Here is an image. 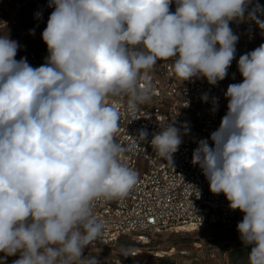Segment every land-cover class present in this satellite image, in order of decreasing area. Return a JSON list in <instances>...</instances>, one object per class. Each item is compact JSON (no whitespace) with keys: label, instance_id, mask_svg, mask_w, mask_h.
Masks as SVG:
<instances>
[{"label":"clouds","instance_id":"1","mask_svg":"<svg viewBox=\"0 0 264 264\" xmlns=\"http://www.w3.org/2000/svg\"><path fill=\"white\" fill-rule=\"evenodd\" d=\"M250 2L49 0L39 67L15 59L20 45L0 35V252H19L13 264H99L83 256L104 229L94 206L126 197L139 179L121 163L129 149L117 142L119 113L107 101L140 111L152 100L147 75L157 61L170 60L182 81L224 80L238 41L229 22ZM238 71L213 146L199 141L192 163L244 213L237 231L252 246L247 264H264V44L240 56ZM147 137L142 129L135 139ZM150 143L172 164L181 132L164 124Z\"/></svg>","mask_w":264,"mask_h":264},{"label":"built area","instance_id":"2","mask_svg":"<svg viewBox=\"0 0 264 264\" xmlns=\"http://www.w3.org/2000/svg\"><path fill=\"white\" fill-rule=\"evenodd\" d=\"M51 12L47 11L44 22ZM249 38L256 37L250 33ZM47 56L48 52L32 50L23 58L39 67ZM147 80L152 85V100L140 111L129 112L122 99L107 101L119 113L117 142L129 149L122 154L121 163L134 169L139 179L126 197L95 204L94 212L104 221V229L99 239L84 249L86 252L111 249L122 237L147 246L151 236L163 232L208 226L235 230L243 219L244 213L231 210L223 193L210 191L201 168L192 163L199 141L207 140L213 146L211 134L227 112L228 98L224 93L230 84L243 80L238 65L229 67L225 79L213 86L203 77L182 81L175 76L170 60L157 61ZM205 94L207 101L202 99ZM164 124H172L181 132L182 143L172 156V164L161 158L150 143ZM142 129L148 132L143 142L135 139ZM19 258V252L13 256L0 252V264H13Z\"/></svg>","mask_w":264,"mask_h":264},{"label":"rangeland","instance_id":"3","mask_svg":"<svg viewBox=\"0 0 264 264\" xmlns=\"http://www.w3.org/2000/svg\"><path fill=\"white\" fill-rule=\"evenodd\" d=\"M175 8V3L170 5L171 12ZM48 10L54 11L49 0H0V35H8L20 45L15 59L25 57L32 50L48 52L41 35L47 25L44 21ZM249 12L256 19H249ZM37 13L41 14L39 19ZM257 21H264V0H251L243 19L229 22L238 36L230 67L238 65L241 55L264 44V29ZM250 33L256 38L250 39ZM243 246L237 229L208 226L158 233L150 237L147 246L137 244L131 237H122L111 249L83 251V256H95L99 264H247L248 255L233 254Z\"/></svg>","mask_w":264,"mask_h":264},{"label":"trees","instance_id":"4","mask_svg":"<svg viewBox=\"0 0 264 264\" xmlns=\"http://www.w3.org/2000/svg\"><path fill=\"white\" fill-rule=\"evenodd\" d=\"M251 245H245L242 248L234 251V255L242 256V255H248L251 251Z\"/></svg>","mask_w":264,"mask_h":264}]
</instances>
